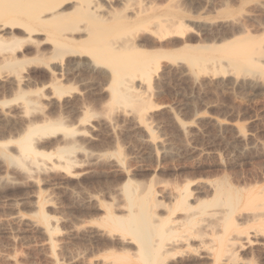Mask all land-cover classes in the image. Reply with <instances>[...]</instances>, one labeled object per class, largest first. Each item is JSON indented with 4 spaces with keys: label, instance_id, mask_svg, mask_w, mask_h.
Returning <instances> with one entry per match:
<instances>
[{
    "label": "rangeland",
    "instance_id": "rangeland-1",
    "mask_svg": "<svg viewBox=\"0 0 264 264\" xmlns=\"http://www.w3.org/2000/svg\"><path fill=\"white\" fill-rule=\"evenodd\" d=\"M159 1L166 6L162 12L177 5L190 25L169 49L235 38L260 47L251 56L260 69L248 66L245 72V60L230 66L220 51L199 69L179 51L148 73L150 79L134 78L131 93L145 104L140 109L109 103L111 73H57L69 92L58 97L44 67L18 70L0 63V147L18 158L15 142L30 126L62 124L53 134L33 136L43 155L37 165L25 159L19 166L0 155V264H102L96 258L105 239L92 223L102 214L96 208L121 207L120 188L128 180L155 191L200 177L227 178L237 188L264 184V0ZM11 32L17 29L0 30V36ZM24 53L33 56V47ZM66 144L74 147L69 172L56 157ZM39 202L57 227L53 250L36 220Z\"/></svg>",
    "mask_w": 264,
    "mask_h": 264
},
{
    "label": "bare ground",
    "instance_id": "bare-ground-1",
    "mask_svg": "<svg viewBox=\"0 0 264 264\" xmlns=\"http://www.w3.org/2000/svg\"><path fill=\"white\" fill-rule=\"evenodd\" d=\"M157 1L0 0V30L17 29V33L0 36V63L18 70L26 64L44 67L54 78L49 87L58 97L69 92L62 76L55 77L57 73H111L109 103L139 108L145 104L131 93L134 78L145 75L150 79L148 73H155L162 60L176 59L179 51L183 60L199 69L207 68L219 51L230 66L238 67L245 60V72L250 71L248 66L260 69L251 58L260 47L242 46L235 38L221 44L183 43L178 50L169 49L175 39L186 36L190 25L181 17L184 15L177 14V5L171 8L167 4L169 8L162 12L164 5ZM30 47L34 53L28 57L24 52ZM35 101L27 99L26 104ZM60 127V122L30 126L15 142L18 158L8 154L5 146L0 147V155L19 166L25 159L37 165V157L43 155L35 148L33 136L45 137ZM73 151L66 144L56 152L68 172L74 166L69 157ZM200 178L158 191L124 182L121 207L113 210L103 203L96 208L102 214L92 223L106 247L96 260L102 264H264V184L237 188L227 178ZM44 206L37 207L36 220L53 250L57 227L44 213Z\"/></svg>",
    "mask_w": 264,
    "mask_h": 264
}]
</instances>
